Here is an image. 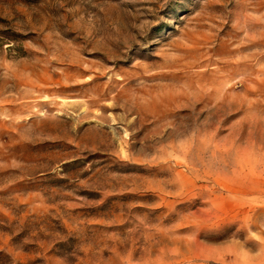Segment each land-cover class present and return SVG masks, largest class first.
I'll return each instance as SVG.
<instances>
[{"label": "rangeland", "instance_id": "rangeland-1", "mask_svg": "<svg viewBox=\"0 0 264 264\" xmlns=\"http://www.w3.org/2000/svg\"><path fill=\"white\" fill-rule=\"evenodd\" d=\"M0 264H264V0H0Z\"/></svg>", "mask_w": 264, "mask_h": 264}]
</instances>
